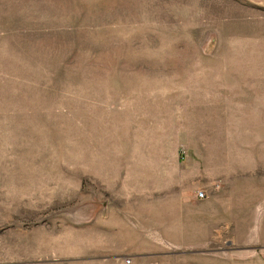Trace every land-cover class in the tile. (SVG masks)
Masks as SVG:
<instances>
[{
  "label": "rangeland",
  "instance_id": "obj_1",
  "mask_svg": "<svg viewBox=\"0 0 264 264\" xmlns=\"http://www.w3.org/2000/svg\"><path fill=\"white\" fill-rule=\"evenodd\" d=\"M0 264H264V0H0Z\"/></svg>",
  "mask_w": 264,
  "mask_h": 264
},
{
  "label": "built area",
  "instance_id": "obj_2",
  "mask_svg": "<svg viewBox=\"0 0 264 264\" xmlns=\"http://www.w3.org/2000/svg\"><path fill=\"white\" fill-rule=\"evenodd\" d=\"M194 196H195L196 198H200V199H202V198L204 197V194H203L202 191H200V190H196V191L194 192Z\"/></svg>",
  "mask_w": 264,
  "mask_h": 264
}]
</instances>
